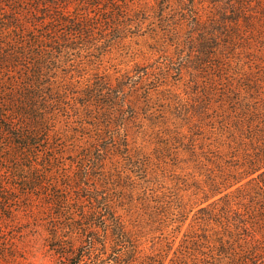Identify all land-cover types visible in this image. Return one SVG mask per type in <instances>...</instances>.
Returning <instances> with one entry per match:
<instances>
[{"label":"trees","instance_id":"16d2710c","mask_svg":"<svg viewBox=\"0 0 264 264\" xmlns=\"http://www.w3.org/2000/svg\"><path fill=\"white\" fill-rule=\"evenodd\" d=\"M138 1L0 0V264L23 210L62 264H264V78L249 59L231 67L233 55L250 52L241 51L248 35L264 39V0L225 1L231 16L217 33L194 11L201 27L190 42L201 57L182 54L176 72L205 73L218 100L209 91L197 100L208 122L199 139L176 131L174 153L185 145L188 156L171 178L153 160L164 145L149 154L132 144L128 91L138 80L120 95L101 66ZM159 70L166 79L159 63L140 81ZM66 142L83 143L82 154L69 151L76 161L63 160ZM33 194L43 206L23 203Z\"/></svg>","mask_w":264,"mask_h":264},{"label":"rangeland","instance_id":"374dc122","mask_svg":"<svg viewBox=\"0 0 264 264\" xmlns=\"http://www.w3.org/2000/svg\"><path fill=\"white\" fill-rule=\"evenodd\" d=\"M225 1L227 0H197L195 4L198 6L195 8L188 3V0H170L168 3H162L159 0H139L129 8L126 17L121 20L129 26L125 37L113 41L101 62V66L110 71L109 77L116 91H119L126 81L138 80L137 86L134 85L128 91L131 95L129 101L135 109L134 113L130 114L134 116V120L129 125L133 136L132 144L140 145L149 154H156L160 151L158 150L161 147L160 144L164 145L163 150L166 153L163 157L154 156L153 159L158 174L163 178H171L173 170L187 161L188 152L185 145H181L177 150L181 154L179 157L174 153L177 141L173 137L176 131H182L186 139L192 135L199 139V133L208 129V122L200 117L201 108L197 100L204 98L207 91L211 93L210 99L213 101L218 98L212 95V87L207 88L204 77L206 74L195 75L191 69L184 68L180 75L176 70L180 67L179 59L182 54L194 55L196 56L194 60L201 57V53L190 42L192 32L201 27L194 26L196 19L194 11L201 14L206 24L209 20L210 31L215 32L219 19L223 16H231ZM254 9L260 11L259 5H254ZM177 20L179 21L175 23L174 21ZM172 21L176 24L174 28L169 26ZM180 24L184 26L177 27ZM242 29L250 30L248 27H242ZM262 30L264 34V29ZM248 38L251 43L243 45L241 51L249 47L250 52L233 55L232 70L237 72L242 66V61L247 62L249 59L248 62L252 61L255 71L251 74L253 76L259 74L264 78V39H260L257 35H248ZM98 52L99 50L95 49L83 51L82 54L88 57L97 55ZM169 55H173V61L167 60L171 58ZM159 63H164L168 69L166 79H163L165 75L159 70L152 72L145 82L140 81V73L146 71L149 66L158 67ZM260 65L263 67V72L260 71ZM236 66L239 68L236 69ZM220 86L219 83L215 87ZM118 94L121 95L122 91L120 90ZM119 110L121 112V108ZM199 125H203L206 129L199 130ZM70 129L74 132L78 130L76 125ZM66 145L69 148L63 159L65 162L78 159V156L74 157L69 152L71 149L77 151L78 155L85 149L83 143H78L75 147H71L68 142ZM164 163L167 165L165 170L162 169ZM48 169H51V166ZM54 170L55 179L62 180L61 175L65 170L57 169V166L53 165ZM28 202L32 206L39 207L43 206L45 201L33 194L23 200L25 204ZM31 213L29 210L20 211L19 221L8 229L11 239L8 240L9 252L5 264H62L61 259L47 245L44 228L42 226L34 228L31 223Z\"/></svg>","mask_w":264,"mask_h":264}]
</instances>
